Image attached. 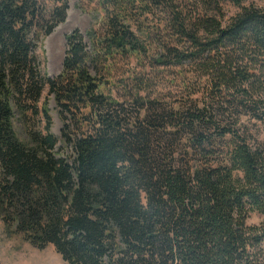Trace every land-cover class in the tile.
<instances>
[{
	"label": "trees",
	"instance_id": "obj_1",
	"mask_svg": "<svg viewBox=\"0 0 264 264\" xmlns=\"http://www.w3.org/2000/svg\"><path fill=\"white\" fill-rule=\"evenodd\" d=\"M244 2L89 0L50 78L37 49L70 0H0L4 228L65 264H264V7Z\"/></svg>",
	"mask_w": 264,
	"mask_h": 264
},
{
	"label": "rangeland",
	"instance_id": "obj_2",
	"mask_svg": "<svg viewBox=\"0 0 264 264\" xmlns=\"http://www.w3.org/2000/svg\"><path fill=\"white\" fill-rule=\"evenodd\" d=\"M243 7H264V0H245ZM242 8L234 7L230 4L225 7L224 22L227 23L236 17ZM67 21L59 25L55 32L43 38L37 49V55L43 63V69L50 78H56L62 72L65 53L68 48L66 37L74 31H79L83 36L92 28H95L101 13L89 3V0H70ZM45 99L53 118V134L59 139L62 130V121L56 110L54 99ZM257 128L255 127L254 132ZM260 136L263 137L261 134ZM248 222L251 225H261L263 217L257 214L251 215ZM0 264H65L62 257L56 252L54 247L39 250L25 242L23 237L16 235L13 231L4 228L0 220Z\"/></svg>",
	"mask_w": 264,
	"mask_h": 264
}]
</instances>
